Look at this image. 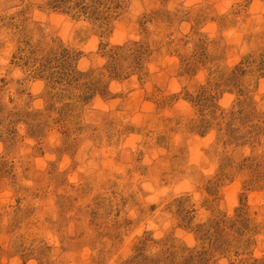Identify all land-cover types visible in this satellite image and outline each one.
<instances>
[{
  "label": "rangeland",
  "instance_id": "374dc122",
  "mask_svg": "<svg viewBox=\"0 0 264 264\" xmlns=\"http://www.w3.org/2000/svg\"><path fill=\"white\" fill-rule=\"evenodd\" d=\"M0 264H264V0H0Z\"/></svg>",
  "mask_w": 264,
  "mask_h": 264
}]
</instances>
